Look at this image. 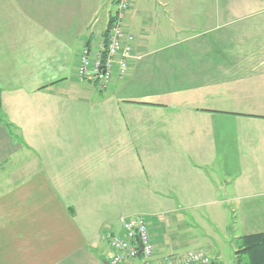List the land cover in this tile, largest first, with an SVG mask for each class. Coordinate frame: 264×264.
<instances>
[{
  "label": "crops",
  "instance_id": "obj_1",
  "mask_svg": "<svg viewBox=\"0 0 264 264\" xmlns=\"http://www.w3.org/2000/svg\"><path fill=\"white\" fill-rule=\"evenodd\" d=\"M113 9L0 0V264H108L136 214L158 255L185 210L264 233V0H130L136 57L98 91L75 74Z\"/></svg>",
  "mask_w": 264,
  "mask_h": 264
},
{
  "label": "built area",
  "instance_id": "obj_2",
  "mask_svg": "<svg viewBox=\"0 0 264 264\" xmlns=\"http://www.w3.org/2000/svg\"><path fill=\"white\" fill-rule=\"evenodd\" d=\"M113 1L114 9L107 22V46H104L101 36L95 51L84 47L79 54L76 70L78 81L89 82L99 91L107 88L114 74L123 76L129 62L136 57L132 51L133 36L124 28L129 0ZM119 224L122 227L121 234L110 230L103 234V240L110 249L108 264H128L138 257L145 264H211V258L200 251L158 255L151 242L147 221L141 214L121 216Z\"/></svg>",
  "mask_w": 264,
  "mask_h": 264
},
{
  "label": "rangeland",
  "instance_id": "obj_3",
  "mask_svg": "<svg viewBox=\"0 0 264 264\" xmlns=\"http://www.w3.org/2000/svg\"><path fill=\"white\" fill-rule=\"evenodd\" d=\"M224 208L226 209V220L220 219L219 222H213L205 209L178 212L177 222L170 226L173 233L171 242L173 243V250L169 252L200 251L211 259H218L217 254H219L221 264H236L237 255L235 251L238 249L236 239L239 236L234 238L233 232L239 233L240 229L234 224L235 216L234 212L231 211V207L225 205ZM235 214L238 216L237 211H235ZM144 217L146 218V216ZM108 250L110 252L109 248ZM238 255L241 264H244L247 260L246 255Z\"/></svg>",
  "mask_w": 264,
  "mask_h": 264
},
{
  "label": "trees",
  "instance_id": "obj_4",
  "mask_svg": "<svg viewBox=\"0 0 264 264\" xmlns=\"http://www.w3.org/2000/svg\"><path fill=\"white\" fill-rule=\"evenodd\" d=\"M107 27L105 33L102 35L104 38L105 47L108 44ZM236 244L238 247V249L235 251L237 255L236 264H241L238 254L246 255L247 260L244 264H264V233L257 232L241 235L236 239ZM211 264L221 263L219 261L211 259Z\"/></svg>",
  "mask_w": 264,
  "mask_h": 264
},
{
  "label": "water",
  "instance_id": "obj_5",
  "mask_svg": "<svg viewBox=\"0 0 264 264\" xmlns=\"http://www.w3.org/2000/svg\"><path fill=\"white\" fill-rule=\"evenodd\" d=\"M102 69H103V68L101 67V71H102ZM140 249H141V247H140Z\"/></svg>",
  "mask_w": 264,
  "mask_h": 264
}]
</instances>
